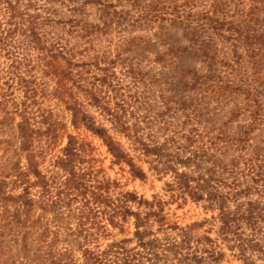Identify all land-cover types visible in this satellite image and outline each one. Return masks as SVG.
Returning a JSON list of instances; mask_svg holds the SVG:
<instances>
[{
  "label": "clouds",
  "instance_id": "obj_1",
  "mask_svg": "<svg viewBox=\"0 0 264 264\" xmlns=\"http://www.w3.org/2000/svg\"><path fill=\"white\" fill-rule=\"evenodd\" d=\"M112 2L113 0H104L105 4ZM215 3L216 0H204L201 7L205 12L221 15L222 19L264 18V0H227L223 14L216 13ZM34 4V8H28L27 19L22 23L11 25L7 24L9 6L3 5L5 25L0 28V55H4L7 63L13 61L19 63L24 57L32 59V44L25 42L24 37L20 35L24 33V36H27L28 29L35 31L34 39L37 43H50L53 39L65 36V33L53 32L51 29H49L50 35L43 36L40 25L44 22L54 24L70 16L69 9L74 5L69 0H63V4L49 3V0H34ZM103 6L92 4L87 9L88 19L100 29L104 28ZM19 7L23 9L28 6L24 3ZM53 8L59 9L58 15L53 16L50 11ZM118 9L131 11V6L127 0H122L118 4ZM71 39L67 37V40ZM219 39L224 44L220 36ZM62 51L69 63L76 58L87 57L88 65L95 67L96 72L90 74L91 86L84 90L94 98L93 103L106 113L113 131L124 137L131 150L125 152L121 146L123 142H117L107 130L103 129L102 132H95L110 150L114 158L112 164H120L119 168L105 169L103 161L94 158V149L91 145L81 147L73 141L74 155H66L64 151L58 152L59 161L64 167L58 178L76 182L87 177V184L93 190V199L98 198L103 201L104 207L99 210L102 214L97 215V210L90 206L89 215L92 219L81 227L69 228L68 231L75 232V235L67 241L55 243L41 239L38 233L27 226L0 223V264H114L115 258L109 255L116 246L112 242H119L123 238L121 233L126 236L137 219L136 213L142 215L145 211L139 207L141 200L137 199L134 190L128 188L129 184L135 182L136 177H140L143 181L145 173L149 176L160 173L167 188L174 189L169 191V196L165 198L173 203H182V198L187 197V191L181 187L178 179L182 174L197 178L195 183L189 182L191 189H197V185L202 183L199 180L201 175L205 177L215 175L219 178V183L213 191H227L231 194L237 186H251L254 191L258 189L259 197L264 199V70H257L249 63L246 50H239L238 60H233V53L230 52V57L227 58L229 66L220 69L219 84L216 87L189 93V98L199 106V109L213 119L209 121L201 118L198 112L191 111L187 114L176 112L175 114L180 118L171 124L167 132L157 131L163 127L160 123L151 126L147 122L142 123L143 117L140 115H137L136 119L132 118L128 97L120 88L118 79L111 91L96 88L97 72L107 77L110 83L116 79L111 71L110 47H97L94 40L85 42L77 38L73 43H68L66 49ZM55 64L56 62L53 61V66ZM25 71L23 67L20 68L16 73L17 79L23 77ZM209 71L206 63L200 66L201 76L208 75ZM85 72H89V68H85ZM12 74L5 72L2 79H7ZM84 78L87 82L88 76ZM69 96L71 98V90ZM97 96L99 99H95ZM18 98L19 94L9 96L8 103L14 104ZM234 114L238 118H233ZM192 127L196 128V134L199 136L195 144L186 142L187 133ZM51 129L47 134L48 143L39 149H30L26 153L15 155V150L8 151L6 145L0 146V172L7 170L5 165L9 161L14 163L20 160L22 164L11 179L15 180L16 175H22L23 183L20 186L46 187L49 176L53 175L50 170H45L46 158H49L53 149H57L58 146L63 148L65 136L72 139L63 125L52 123ZM94 129L96 128H93V131ZM114 145L120 146L122 155L113 150ZM165 145V151L171 154V160L161 163L156 155L146 154L145 146L151 149ZM195 153H207V156L202 160H195ZM189 157H192L194 162L185 164L184 161H188ZM166 163L171 167L161 171ZM145 164H147L146 168ZM197 164L201 165L199 169L196 168ZM134 168L138 171H134ZM209 169L212 170L211 173ZM254 181L257 183L254 184ZM96 186L105 188L103 194L95 191ZM108 188H111V191H108ZM204 195L207 197L208 193L205 192ZM253 198L255 197H249V199ZM134 200L135 206L132 203ZM159 200L160 193L157 192L155 199L149 195L143 201H153V204H158ZM152 210L159 212V208L156 207ZM124 248H135V245L126 243ZM249 255L252 256L251 253ZM252 260L255 264H264V255L252 256ZM134 264H146V262L136 261Z\"/></svg>",
  "mask_w": 264,
  "mask_h": 264
},
{
  "label": "trees",
  "instance_id": "obj_2",
  "mask_svg": "<svg viewBox=\"0 0 264 264\" xmlns=\"http://www.w3.org/2000/svg\"><path fill=\"white\" fill-rule=\"evenodd\" d=\"M131 1V4L135 6V0ZM193 1L186 3L183 7L187 8L192 6ZM4 2L9 6L7 10L8 25L22 23L28 18V8L35 7L34 0H4ZM24 3H27L28 7L21 9L19 5ZM89 4L104 5L102 8L103 13H105L103 14V29H100L99 26H95L92 23L90 24L89 21L81 20L80 15L74 16L70 19L58 20L54 24H49L47 22L42 23L40 25L43 29L42 35H50L49 29L57 33H61L60 30H67L68 35H75L77 38L84 39L85 42H87V40L96 41L98 35H107L113 23L118 30L123 31L128 27V24L124 26V22L132 20L133 23L137 24H141L142 22L159 23L156 33H153L152 35L158 39L159 37L166 35L165 29L170 23V26L183 27L184 36L190 39L191 46L181 49L170 48L168 51L169 56H167V53L158 55L156 56L155 62L165 65L166 62L169 61L170 63L168 64H175V59L180 55L181 50L183 55L192 48L194 51L200 52L201 57L207 61V65L210 68V76L206 75V77L201 78L195 75L193 84H186L188 88L196 89L197 91L204 90L203 83L208 77L209 79H216V81L219 82L218 77L220 69L229 66L227 58L233 53L232 59L238 60V53L241 49L247 51V59L250 64L256 67L257 70H264V18L250 17L244 19L240 23H236L234 21H228V19H222L220 16L215 15V13H193L191 11L182 10L181 6L177 5L170 6L166 4L158 6L153 5L152 3L143 6L139 5L138 16H131L127 14L126 11L118 10L113 3L105 4L104 0H88L79 7L74 6L72 12L74 14H83L86 10V6ZM221 6H224L223 1L215 3L214 7L216 13H218ZM3 11L5 14V9H3ZM50 11L53 16L56 15L57 11H54L53 9ZM36 18L38 19V15ZM4 25L5 21L1 20L0 28L4 27ZM67 27L68 29H66ZM148 27L150 28L151 26H147V28ZM224 33H227V35H224ZM20 35L24 37L25 42L32 44V52L35 53L31 54L32 59L29 60L28 57H24L19 63H16L15 61L7 63L4 55H0V127H9L15 122L16 117L20 118V122L16 124V139L19 143L18 151L26 153L30 149H38L37 143L42 140L41 136L43 134H49L52 130L51 124L54 123L50 118V113L46 114L45 112H42V119L38 123L46 124L47 127L45 130H42L40 126L34 124L35 118L31 113L32 108L39 103L40 97L47 94L44 89L45 82L41 81L37 72L44 78L52 76L57 77L56 82L58 87L51 93L53 96H56L59 101L63 102L71 111L72 122L75 127L78 128L83 126L96 136L98 135L95 131L102 132L103 129L110 133V129L103 125H99L93 116L84 111V107L75 96L73 88L66 89L63 92L60 90L61 81L67 80L72 82V86H75L76 89L84 92L85 96L89 98V103L93 107L98 108L106 116V113L97 104L93 103L94 98L84 90L91 86V75H89V80H91V82H89L90 86L88 87H85L84 84L81 83L84 78H81L80 74H78V76L74 75L75 69L89 68V72H85V70L83 71L85 74H91L92 72H96L95 67H90L86 60L80 61L76 58L73 62L69 63L65 59V53L62 49H66V45L71 43V40H67L64 36H61L60 39H53L50 43H37L34 39L36 33L30 29L27 30V36H24V33H20ZM219 36L224 41V44L220 41ZM146 37L147 36L138 35L130 38H126L125 36L119 38L118 42H116L118 44L116 49L119 48V50L116 51V54L112 57L111 68L112 75L116 79L110 83L107 77L97 72L95 77V85L97 89L106 88L108 91H111L113 84H115L118 79L124 95H126L135 105L136 102H139L140 97L137 92L138 89H135V92L133 93V87L138 86V84L142 82L160 84L161 79L158 78L157 75L151 76L150 71H145L144 68H142L139 57L134 55H128V57L124 55L125 52H131L135 44L142 43L147 45L149 39ZM110 43L111 50L112 42ZM122 44L127 46L122 47ZM150 45H152V43H150ZM111 53H113L112 50ZM2 59H4V61H2ZM59 59L65 63V68L59 69L56 65ZM239 59L243 58L239 57ZM25 61H28V63H25ZM53 61L56 62L55 66H53ZM3 62L5 63V66H2ZM216 64H219V68L214 67ZM117 66H121V70L123 69L121 73L125 77L130 78L129 84L123 83L122 78L119 77V73L116 70ZM22 67L26 69L25 74L23 77L17 79L16 73ZM5 72L13 74L9 75L7 79H2ZM218 84L219 83H217V85ZM13 89H15V91H13ZM69 90H71V98L69 96ZM221 91L224 90L221 89ZM17 94H19L18 100L14 104L8 103V97L16 96ZM95 99H99V96L95 97ZM167 105H169V102ZM129 107L132 109V118H135V116L137 117L136 108H133V106L130 105ZM167 110L172 111L171 108H167ZM178 111L180 110L178 109ZM173 113L176 112H172V115H174ZM200 116L209 121L213 119L205 114H200ZM235 117L237 118L238 116L234 114L233 118ZM141 122H144V119ZM170 126L171 124L167 122L162 128H159V130L166 132L169 130ZM93 128L96 129L93 131ZM71 137L72 139H69L68 137V143L62 149L66 155L75 154V143L84 147V144L78 142L76 137L72 135ZM113 138L115 139L114 136ZM198 139L199 136L196 134V128L192 127L187 133L186 142L195 144ZM73 141H75V143ZM145 148L147 149L146 154L156 155L161 163H164L165 160H171L172 158L171 154L165 151L166 145L151 149H148V147L145 146ZM113 150L122 155L119 145H114ZM108 151L110 152L109 149ZM194 156L195 160H202L207 156V153H195ZM25 160H27V157H25ZM193 162L192 157H189L188 161H184L185 164H191ZM20 166L19 162L14 163L9 177L15 175ZM200 166L201 165L197 164L196 168L199 169ZM170 167L171 165L166 163L164 171ZM63 170V164L59 161V157H57L53 160L52 169L50 170L53 175L49 176L46 187L41 185L35 187H22L20 185L23 183V176L16 175V179H12V184L16 187H22V191L18 195H5L4 187L8 183L4 180L0 185V207H5L6 203L10 201L14 205V208L12 211L5 208L4 212L2 214L0 213V216H2L5 219V222L9 224L27 226L30 229H33L43 240H49L55 243L58 241H67L69 238L73 237L75 232H69L68 229L72 227H81L85 222L92 219L89 215L90 206L97 210V215L102 214L99 210L104 207V204L103 201L98 198L93 199V190L90 189L87 184V177L76 182H71L67 179L61 180L58 177L59 173ZM134 171H138V169L134 168ZM208 171L209 173L212 172L211 169ZM178 179L181 187L185 188L187 191V196H191V198L193 197L196 200H203L205 198L209 204L218 207L220 211V230L224 239L229 235H233L235 241L242 242L243 235L236 232V228L233 224L245 221L253 231L258 233L262 232V238L260 241L264 242V231L261 230V227H258L259 223H264V216H261L262 209L257 205V203L262 202L260 200L261 198L259 197V200L249 199V197L255 194L259 196L258 189L254 191L251 186H237L231 194H228L227 191H213L219 183V178L215 175H208L207 177L201 175L199 180L202 181V183L197 185V189H191V184L189 183L190 181L195 183L197 178L182 174ZM253 183L255 184L257 182L254 181ZM169 187L171 188L172 186ZM33 188L36 189L37 195L32 194ZM168 190L174 191V189ZM95 191L103 194L105 188L96 186ZM108 191H111V188H108ZM205 192L208 193L207 197L204 195ZM242 195L248 198L246 201L247 203L245 204L248 209H246L245 212L240 213V210L244 206L241 204L236 214L228 213L223 205L231 201L238 203V197ZM132 198L135 199L134 196H132ZM137 199L141 200L139 207L145 209V211L142 215L136 213L137 219L134 221L136 230L133 238H124L119 242H112L113 245L116 246L109 255L115 258L114 264H134L136 261L146 262V264H172L169 259V254H174L175 257H178L184 251L186 252L184 257L197 264H204L207 259H216L214 256L216 252L214 251L213 253L212 249L206 247V245L209 244L208 242H212L210 238L206 236L194 237L189 233L191 229L188 232L186 228H179V226L168 223L162 210V201L159 200L158 204H153V201L146 202L143 201L145 199L139 198L138 196ZM132 203L134 206L136 205L135 200L132 201ZM153 207L159 208V212L153 211ZM35 210H39L40 214L38 217L32 218ZM44 214H50L51 218H47ZM109 224H111L110 221ZM154 225L157 226L156 232L162 233L165 237H152L155 235L151 230V227ZM176 231L179 232L176 235L182 237L180 242H177V240L172 237L171 233ZM62 233L64 234L61 235ZM147 238H151V240H147ZM133 241L136 242L135 248H124V244H131ZM254 246L260 247L261 245L258 243Z\"/></svg>",
  "mask_w": 264,
  "mask_h": 264
},
{
  "label": "rangeland",
  "instance_id": "obj_3",
  "mask_svg": "<svg viewBox=\"0 0 264 264\" xmlns=\"http://www.w3.org/2000/svg\"><path fill=\"white\" fill-rule=\"evenodd\" d=\"M15 1V0H13ZM88 0H69L70 3H72L75 7L81 6L84 2ZM193 0H135L136 5L133 6L131 4V0H127V3L131 6V11H126L124 9H118V4L122 2V0H113L114 6L118 10L126 11L127 14L131 16H138V6H143L147 4H153V5H170V6H181L182 10L191 11L193 13H204L205 11L202 9L201 5L204 3V0H194L193 5L190 7H183L188 2H191ZM223 1L224 6H221L218 10L219 14L224 13V9L226 8L227 0H216V2ZM49 3L54 4H63V0H49ZM5 4L4 0H0V21L4 20V11H3V5ZM92 5V4H89ZM86 6V10L83 14L79 13H73L72 8L69 9L71 12L70 16H66L63 19H70L74 16H80L81 20L89 21L90 24L92 21L88 19L89 13L87 12L88 6ZM56 12V15L59 14V9L53 8ZM130 12V13H129ZM183 12V11H182ZM133 13H137L136 15H133ZM105 14V13H103ZM55 15V16H56ZM220 16L221 15H217ZM80 18V17H79ZM244 19L241 20H228V21H234L236 23H240ZM88 22V23H89ZM128 24V25H127ZM127 25L128 27L125 28L123 31L118 30L116 25L113 23L112 27L109 29L107 35H98V38L96 40V46L97 47H110V42H112V48L113 51L112 57L116 54V51L119 50L116 49V46L118 45L116 42H118L120 37H126L130 38L132 36H147L148 38V44H135L131 52L124 53L125 56L128 55H134L136 57H139V61L142 64V68H144L145 71H150L151 76L157 75L158 78L161 79L160 84H153L151 82L145 83L142 82L138 84V86L133 87L132 91L135 92V89H138L137 92L139 93L140 100L139 102H136L134 105L133 102L130 101V106H133V108H136L137 115H140L143 117L144 122H147L149 125L154 126L157 123H160L161 125H165L167 122L169 124H172L175 122V120L179 119L180 117L175 115H172V112H178V113H185L188 112H198V114H205L207 113L203 110L199 109V106L189 98V93L192 91H197L196 89L188 88L186 84H193V79L196 76L204 78L206 76H201L200 74V66L203 63L207 64V61L204 60L203 57H201L200 52L194 51L192 48L184 53L182 55V50L180 52V55L176 57L175 64H168L169 61L166 62L165 65H162L160 63H156V56L161 54H166L169 56L168 51L170 48L174 49H181L191 46V41L189 38H186L184 36L183 27H175L170 26V23L165 29L166 35L159 37L156 39L153 35V33H156V30L158 29L159 23H147L142 22L141 24L133 23V21H125L124 26ZM147 26H151L150 28ZM68 29V27L66 28ZM61 33H65L64 38L67 39V37H71V43L77 40V37L75 35H68L67 30H60ZM80 39V38H79ZM84 40V39H80ZM85 41V40H84ZM152 43V45H150ZM229 45V44H227ZM127 46V45H125ZM124 44H122V47H125ZM174 46V47H173ZM34 53V52H32ZM35 54V53H34ZM129 57V56H128ZM168 58V57H167ZM77 60H86L88 61L87 57H84L83 59L77 58ZM4 61V59H2ZM59 69L65 68V63L59 59L57 61V64ZM5 66V63L3 62V65ZM215 68H219V64L214 65ZM210 69V68H209ZM82 70V71H81ZM85 69L79 68L74 70V75L78 76L80 74L81 78H84L85 76H88L87 82L84 80L81 82L84 84L85 87L90 86L91 80L90 74H85ZM117 72L119 73V77L122 78L124 84H129L130 78L125 77L121 72V66H117L116 68ZM38 76L41 78V81L45 82V91L46 95L39 98V103L33 106L32 108V115L34 116V121L37 126H40L42 130H45L47 127L46 124L38 123L41 121V114L42 112H45L46 114L50 113V118L54 123H57L58 125H63L67 128L68 132L76 137L78 142H81L85 145H91V147L94 149L93 156L97 160H102L103 164L105 166V169H109L111 167L119 168L120 164H112L113 156L108 151L107 146L103 143V141L96 135H94L92 132L84 128L83 126L75 127L72 122V114L71 111L67 108V106L58 100L56 96L52 95V91L58 87L57 85V77H47L44 78L42 75H40L37 72ZM211 73L209 71V74L207 76H210ZM219 83L216 81V79H209L206 78L205 82L203 83L204 88L207 89L209 87H215ZM73 88L75 96L79 99V101L83 105L84 111H86L88 114L93 116L96 120V122L99 125H103L110 129V133L115 137V139L118 142H123L121 145L123 146L124 150L126 152H129L131 150L130 145L127 143V141L124 140V137L120 135L118 132L113 131L112 125L109 121V119L106 118L104 113H102L98 108L93 107L89 102V98L85 96L84 92L79 91L75 88V86H72V82L63 80L61 81L60 90L63 92L66 89ZM103 89L107 90L106 88H98V90ZM155 91V92H154ZM67 97V96H65ZM155 101V103H153ZM169 102V105L167 103ZM167 108H171L172 111H168ZM178 109L180 111H178ZM198 110V111H197ZM201 112V113H200ZM236 115V114H235ZM150 117V119H149ZM137 117L135 116L136 119ZM202 118V117H201ZM212 118V117H211ZM236 118V117H235ZM238 118V117H237ZM20 122V118L16 117V120L11 126L9 127H0V146L7 147L8 151L15 150V155L22 154L18 151L19 143L16 139L17 134V128L16 124ZM199 121H197L198 123ZM143 123V122H142ZM158 132H162L161 130L157 129ZM167 132V131H166ZM41 141L37 143L38 149L43 146L44 144L48 143V135L43 134L41 136ZM68 143V136L64 137V143L63 148ZM63 148H60L58 146L57 149H53V152L50 154L49 158H46L45 160V170H51L52 169V163L53 160H55L58 157V152H61ZM19 162L20 165L22 164V161L16 160L14 163ZM13 162L9 161L5 168L7 169L4 172H0V185L5 180L6 183H8L4 187L5 195H18L22 191V187H16L12 184V179L10 176V172L12 170ZM144 167H147V164L144 165ZM164 171V169H162ZM146 177L143 181H141L140 178H136L135 182L128 185L129 190H134L136 195L139 198L145 199L147 196L152 195L153 199L156 197V193H160V201H162V210L165 214L167 221L171 225L179 226V228H186L190 235L194 237H201L206 236L211 239L212 242H208L209 244L206 245L207 248L212 249V252H216L215 260L207 259L204 264H255V261L252 260V256L259 257L260 255H264V242L260 241L262 236V232L258 233L252 230V228L248 225L247 222H240V223H234L233 226L236 228V232L238 234L243 235L242 242L235 241L233 235H229L226 239H224V236L221 233V223H219V217H220V211L218 207H215L204 198L203 200H196L191 196H187L186 198H182V203H173L170 201V199H165L169 196V190L164 182V178L160 175V173H155L153 176H149L147 173H145ZM193 177V176H192ZM196 178V177H194ZM32 194L37 195L36 189H32ZM140 194H143L142 196ZM255 198L254 200H259L258 195H253ZM251 196V197H253ZM238 203L231 201L225 203L223 206L226 208L228 213L236 214L238 208L240 205H244L243 208L240 210V213L245 212L247 206L245 205L248 200V198L244 197L243 195L238 197ZM259 198V199H258ZM262 202L257 203L259 205L260 209H262V215L264 216V199H260ZM7 208L8 210L12 211L14 208V205L12 202L8 201L5 205V207H0V213L2 214ZM40 214L39 210H35L33 213L32 218L38 217ZM47 218H51L50 214H44ZM5 219L0 216V223H4ZM258 227H261V230L264 231V223H259ZM53 229V227H52ZM135 225L132 224L131 230L128 231L127 235L124 236L123 233H121V236L127 239H131L134 237L135 233ZM151 230L155 234L152 237L157 238H163L165 235L162 233H157V226L154 225L151 227ZM179 232H172V237L177 240V242L181 241V238L178 234ZM62 233L61 235H63ZM151 237V238H152ZM151 238H147V240H151ZM121 239V240H122ZM263 240V239H262ZM260 243V247L254 246L255 244ZM131 244L136 245V242L133 241ZM249 253L252 254V256L249 255ZM219 254V255H218ZM186 255V252H182L178 257H175L174 254H169V259L172 264H197L193 261H189L184 257ZM204 255V254H203ZM218 255V256H217Z\"/></svg>",
  "mask_w": 264,
  "mask_h": 264
}]
</instances>
